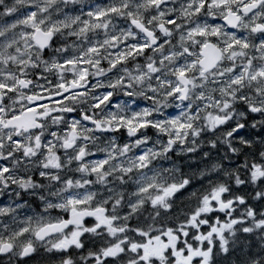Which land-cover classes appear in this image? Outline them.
Instances as JSON below:
<instances>
[{
	"label": "clouds",
	"instance_id": "obj_1",
	"mask_svg": "<svg viewBox=\"0 0 264 264\" xmlns=\"http://www.w3.org/2000/svg\"><path fill=\"white\" fill-rule=\"evenodd\" d=\"M0 264H264V0H0Z\"/></svg>",
	"mask_w": 264,
	"mask_h": 264
}]
</instances>
